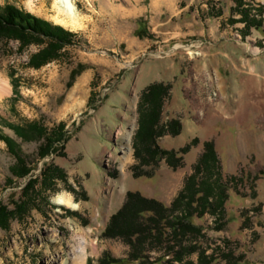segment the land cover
Returning <instances> with one entry per match:
<instances>
[{
  "label": "rangeland",
  "instance_id": "obj_1",
  "mask_svg": "<svg viewBox=\"0 0 264 264\" xmlns=\"http://www.w3.org/2000/svg\"><path fill=\"white\" fill-rule=\"evenodd\" d=\"M74 1L84 19L83 27L72 29L51 19L52 0H32L33 11L26 0H0V11L13 3L74 34L56 59L40 67L29 60L42 44L30 41L23 46L14 37L0 36V74L11 87L0 102V203L13 208L11 202L31 197V190L21 194L23 185L39 178L45 161H53L66 174L50 190L37 182L33 202L9 218L6 227L0 225V264H48L50 256L54 264H74L71 232L76 228L88 233L84 264H100L103 255L127 259L123 264H197L200 249L212 256L210 264H264V175H256L264 170V13L253 11L264 6V0H244L262 23L248 32L243 31L246 22H231L241 16L233 0ZM137 19L144 21V32H137ZM75 69L80 72L68 86ZM158 82L168 84L159 125L175 119L181 129L177 135L156 137V142L178 150L198 140L175 169L165 159L154 165L136 136L140 95ZM75 86L81 90L70 99ZM28 121L47 128L64 123V153L41 158V140L22 139L12 127ZM1 134L15 140L31 166L25 177L9 172L16 157ZM207 140L220 157L222 180L242 175L235 189H227L221 223L210 213L193 216L202 235L188 233L180 241L168 239V229L165 237L155 235L159 239L131 235V244L128 237L105 234L110 215L130 191L169 206ZM126 143L128 152L122 149ZM136 146L147 157L139 167L151 171L150 177L133 175L132 166L140 163ZM225 150L235 157L236 170L229 168ZM58 194L68 195L77 207L55 201ZM193 244L196 251H185L181 260L172 258L173 250ZM138 249L136 255L144 258L132 260L131 252ZM227 252H232L231 261L223 255Z\"/></svg>",
  "mask_w": 264,
  "mask_h": 264
},
{
  "label": "trees",
  "instance_id": "obj_2",
  "mask_svg": "<svg viewBox=\"0 0 264 264\" xmlns=\"http://www.w3.org/2000/svg\"><path fill=\"white\" fill-rule=\"evenodd\" d=\"M236 5V11L241 15L237 19H231L234 21H244L245 32H248L251 27L260 28L262 24L259 18H256L251 13L252 5L245 4L244 0H233ZM250 6V7H248ZM249 8V9H248ZM255 10V11H254ZM264 6L258 5L254 7L255 13H264ZM258 11V12H256ZM263 11V12H262ZM254 13V14H255ZM138 30H143L142 20H138ZM0 32H5L0 36L5 38H15L23 46L35 41V43L41 45L42 48L32 54L30 58V65L34 67H40L41 65L54 60L60 55L62 47L72 43L74 34L68 31L64 27L53 24L46 18L36 16L34 13L25 9L17 7L13 3H7L3 7V11H0ZM144 32V30L142 31ZM80 70H72L70 74V81L67 82L68 86L74 81L75 77L79 74ZM168 84L161 82L147 85L140 95L138 103L139 112V126L136 132V136L141 138L145 144V152H149L152 159L155 160L156 165L162 159H165L167 165L173 169L179 167L182 164V155L189 150L192 144L197 143V138L191 139L184 146L178 150L163 148L156 142V137L168 132L172 135H177L180 132L181 124L178 120L171 119L167 124L159 125V116L161 115L162 102L167 94ZM12 127L15 134L22 139H27L30 136L34 139L41 140L37 153L41 158L49 156L51 154L64 153L63 147L68 139L65 130V124L62 122L54 124L53 127L47 128L38 121H28L27 123L19 126L13 125ZM2 139L5 141L8 150L15 155V162L10 166V171L13 177L22 178L31 171V166L28 165L27 160L19 154L18 148L15 146V140L2 135ZM147 145V146H146ZM134 150L135 155L140 157V163L132 166L133 175H149L150 171L141 170L139 165L147 163V157L140 155L141 149L136 146ZM139 150V151H138ZM143 150V149H142ZM214 143L211 140L203 142V151L200 153L197 162L193 165V172L184 178V184L182 188L177 191L178 193L171 201L169 206L162 205L159 200L154 198H147L138 192H128L122 206L112 215L105 227V234L112 237L125 236L128 237L129 243L131 238L129 236H135L137 240H146L150 235L153 238L157 233L162 238L169 235L168 239H177L180 241L182 237L190 233L196 236L202 235V227L191 221L193 216H203L205 213H210L216 216V220L220 222L222 214L224 213V203L228 197L227 189L229 187L236 188V181L242 180L241 177L236 175H230L226 180H222L220 171V161L216 154ZM64 170L54 163L53 161H45L40 172L39 178H31L25 185L21 194L27 195L28 190H31L33 195L13 203V208H8L7 205L0 203V225L7 226L8 219L15 217L16 214H21L35 198L34 185L39 182L40 187L46 190L53 189L57 180H64ZM264 175V170H260L258 174ZM249 177V175L247 176ZM257 176H254V179ZM148 213V216H145ZM215 220V219H214ZM218 223L216 227L219 229L221 225ZM166 229L168 233L166 234ZM155 238V239H156ZM159 239V238H158ZM143 241V242H144ZM131 244V243H130ZM197 246H181L180 250H173L172 258L175 260H181L185 251H196ZM174 249L170 246V251ZM134 250L131 252V259L137 260L140 258L136 255ZM224 257L231 261L232 252L223 254ZM144 258L141 256V259ZM212 256L205 255L204 250L200 249L198 252L197 264H210L213 259ZM125 258H110L103 255L99 260L100 264H123L126 262ZM235 262V261H234ZM235 264H238L235 262Z\"/></svg>",
  "mask_w": 264,
  "mask_h": 264
},
{
  "label": "bare ground",
  "instance_id": "obj_3",
  "mask_svg": "<svg viewBox=\"0 0 264 264\" xmlns=\"http://www.w3.org/2000/svg\"><path fill=\"white\" fill-rule=\"evenodd\" d=\"M32 0H26L27 7L33 11V3H31ZM52 10L53 14L50 16L51 19L59 24H62L63 26L70 27L72 29L74 28H80L83 27L82 20L84 19V16H81L78 12L75 1L74 0H52ZM35 11V10H34ZM4 76V75H3ZM81 90L80 87L75 86L74 89L71 91L70 99H74L75 92ZM11 93V87L9 81H7L6 78L2 77L0 74V102ZM129 137V136H128ZM126 137V141H129V138ZM123 151L128 152L130 150V146L128 143L122 146ZM72 199L65 194H58L55 201H57L60 204H65L68 207L76 208L78 204L71 201ZM87 231L83 230L82 228H76V230H72L71 232V247L73 250V259L74 264H84L85 259V253L87 250L88 245V236ZM92 251L96 250L95 244H91ZM76 250V251H75ZM48 264H54L56 261L51 256L47 257ZM60 264H67L65 260H62Z\"/></svg>",
  "mask_w": 264,
  "mask_h": 264
},
{
  "label": "crops",
  "instance_id": "obj_4",
  "mask_svg": "<svg viewBox=\"0 0 264 264\" xmlns=\"http://www.w3.org/2000/svg\"><path fill=\"white\" fill-rule=\"evenodd\" d=\"M145 10V9H144ZM218 132H217V130H215V132H214V134H217ZM216 142V141H215ZM217 146H218V143L216 142V148H217ZM225 152L227 153V155H229L228 156V165L230 166L229 168H231L232 170H236V164H237V161H236V163H235V157L234 156H232V155H230L231 154V152L229 151H227V150H225ZM219 156V155H218ZM220 158V157H219ZM230 158V159H229ZM231 160H232V162H231ZM231 170V171H232ZM235 172V171H234Z\"/></svg>",
  "mask_w": 264,
  "mask_h": 264
}]
</instances>
